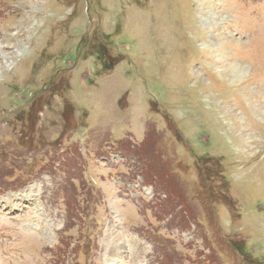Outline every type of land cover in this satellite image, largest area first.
Instances as JSON below:
<instances>
[{"label":"rangeland","instance_id":"rangeland-1","mask_svg":"<svg viewBox=\"0 0 264 264\" xmlns=\"http://www.w3.org/2000/svg\"><path fill=\"white\" fill-rule=\"evenodd\" d=\"M0 264H264V0H0Z\"/></svg>","mask_w":264,"mask_h":264},{"label":"trees","instance_id":"trees-1","mask_svg":"<svg viewBox=\"0 0 264 264\" xmlns=\"http://www.w3.org/2000/svg\"><path fill=\"white\" fill-rule=\"evenodd\" d=\"M142 170H143V169L141 168V171H142ZM141 174H143L144 176L148 177V174H147L146 170H145V171L143 170ZM74 206H76V204H74ZM69 208H70V204L68 203V199H67V202H66V209H67L68 213L70 214V212H69ZM69 214H68V215H69ZM66 218H67V219H66L67 222H69V221L72 220L71 216H68V217H66Z\"/></svg>","mask_w":264,"mask_h":264}]
</instances>
